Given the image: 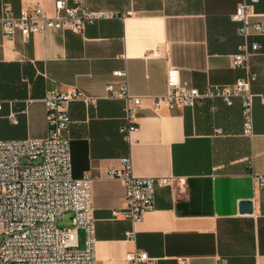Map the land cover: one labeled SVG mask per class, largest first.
<instances>
[{"label":"crops","instance_id":"crops-1","mask_svg":"<svg viewBox=\"0 0 264 264\" xmlns=\"http://www.w3.org/2000/svg\"><path fill=\"white\" fill-rule=\"evenodd\" d=\"M55 0H0L15 16L41 6L53 14ZM245 0H87L90 11L112 19L89 25L84 34L50 30L25 40L4 38L0 24V140L45 139L50 132L45 98L52 90L77 87L98 97L96 108L81 102L70 109L73 176L93 179L97 264H131L126 255L144 251L158 264H264V55L251 61L255 137L243 136L240 99H221L194 108L155 110L166 94L169 65L181 81L205 91L247 76L232 58L244 39L232 15ZM264 28V0L255 6ZM252 42L261 44L264 35ZM127 70L131 93L142 97L138 130L127 138L125 102L108 100L106 86ZM131 157L139 177L174 176L187 181L179 196L159 187L154 209L136 226L128 220L126 187L110 176ZM252 201L254 212L241 213ZM121 214L115 217V212ZM71 228L73 215L67 214ZM86 237L79 232L80 248Z\"/></svg>","mask_w":264,"mask_h":264},{"label":"built area","instance_id":"built-area-1","mask_svg":"<svg viewBox=\"0 0 264 264\" xmlns=\"http://www.w3.org/2000/svg\"><path fill=\"white\" fill-rule=\"evenodd\" d=\"M259 0H245L232 15L241 24L239 35L244 44L232 58L234 69L246 70L247 76L228 86L210 85L205 91L190 88L181 81L177 67L169 65L167 92L155 98V110L174 111L194 108L207 100L221 99L233 106L240 99L243 109V136L255 137L253 86L258 77L251 69L253 58L264 55L260 43L252 42L256 35H264L256 17ZM54 13L41 6L23 9L13 14L5 4L0 14L4 38L12 41L20 34L26 41L50 30H65L84 34L89 25L112 19L108 12L90 11L87 0H55ZM115 81L106 86L105 99L125 102V123L121 133L130 138L138 130L142 97L131 93L128 71H116ZM99 98L86 94L77 87L52 90L45 98L50 135L45 139L23 141L0 140V264H97L95 247L97 228L93 203V179L73 176L71 140L68 132L72 124L70 109L81 102L96 108ZM3 104L0 102V112ZM110 176L123 181L126 187L125 217L134 226L142 223L156 202L159 187H172L179 196L188 192L187 181L174 176L139 177L134 173L131 157L122 159L120 169H112ZM258 187H264V176L257 177ZM73 215L71 228L60 229L59 221ZM121 213L115 212L118 218ZM85 233V248L79 244V232ZM131 264H158V260L144 251L126 255ZM180 264H188L180 260Z\"/></svg>","mask_w":264,"mask_h":264},{"label":"water","instance_id":"water-1","mask_svg":"<svg viewBox=\"0 0 264 264\" xmlns=\"http://www.w3.org/2000/svg\"><path fill=\"white\" fill-rule=\"evenodd\" d=\"M253 212H254V204L252 201L241 203V213L242 214H252Z\"/></svg>","mask_w":264,"mask_h":264},{"label":"rangeland","instance_id":"rangeland-1","mask_svg":"<svg viewBox=\"0 0 264 264\" xmlns=\"http://www.w3.org/2000/svg\"><path fill=\"white\" fill-rule=\"evenodd\" d=\"M58 226L60 229H68L69 224H68V220L67 217H65L64 219H61L58 223ZM4 237L0 236V245L3 243ZM81 249H84L83 247H81Z\"/></svg>","mask_w":264,"mask_h":264}]
</instances>
